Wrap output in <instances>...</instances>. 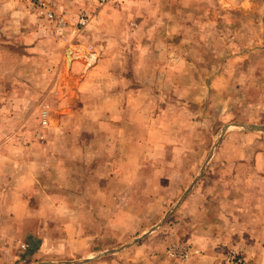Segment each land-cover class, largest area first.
<instances>
[{
    "label": "rangeland",
    "instance_id": "obj_1",
    "mask_svg": "<svg viewBox=\"0 0 264 264\" xmlns=\"http://www.w3.org/2000/svg\"><path fill=\"white\" fill-rule=\"evenodd\" d=\"M131 1L135 5L123 6L125 0H44L49 8L66 18L68 26L59 30L30 0H0V174L3 183L30 182L34 177L33 181L46 185L62 179L63 169L72 177L87 178L96 175L88 174V163L90 167L109 165L107 158L86 155L87 150L96 151L98 144L91 137L87 141L81 126H65L61 120L71 107L78 111V118L82 117L80 113L86 115L79 110L78 99L70 102L80 75L70 70L71 59L67 60L65 52L76 47L69 45L67 38L84 43L77 48L84 53L76 51L74 55L83 68L90 64L87 52L94 51L100 38L111 43L116 41L120 45L110 43L107 51L128 54V60L122 63L123 70L129 67L137 83L138 72L142 79L162 90L144 94L145 104L152 100L154 106L147 105V109L153 112L161 105L168 113L163 117H168L171 123L165 126L170 135L165 144L176 149H155L161 156L137 158L133 171L120 175L121 188L117 190L120 203L114 205L119 218L114 225L106 221L99 224L102 231L119 232V241L91 255L106 257L103 264H151L144 262L146 239L164 233L163 230L179 222L181 215L177 219V209L189 192L197 190L206 208L207 204L212 209L221 208L232 225L241 218L249 226L245 235L214 232L218 238L230 242H217L212 248L220 257L219 264H224L223 254L231 244L242 253L244 264L264 262L261 257L264 232H255L264 224V131L239 125L264 124V0H247L242 11L233 8V0L231 5L230 0ZM107 3L115 10L109 8L105 14L101 13L100 9ZM83 9L89 12V22L77 28L75 24ZM95 38L96 42H92ZM140 54L144 60H137ZM180 56L184 61L179 62L177 70H182L184 77L158 75L165 62L166 68H173L175 64L171 65V61ZM118 64L120 67L121 62ZM181 85H189L190 89L182 90ZM43 111L48 118L47 125L41 122ZM65 134L73 135L70 141L62 139ZM145 136L152 148L158 139L160 142L165 139V134L159 138L151 133ZM82 138L86 141L83 144ZM179 141L182 146L177 149ZM65 145H72L74 156L65 159L61 153V158L53 157V152L57 155ZM206 161L201 176L181 199ZM165 167L171 171H162ZM106 175L104 171L101 179ZM125 183L127 187H123ZM32 198L27 201L28 206L37 207ZM175 204L167 219L148 232ZM5 205L9 209L5 206L3 216H8L9 221L3 224H9L15 231L14 215L19 206L14 201ZM24 222L29 226L38 223L32 219ZM145 232L148 233L123 249L101 254ZM197 234L196 238L203 241L197 245L204 248L208 233ZM178 241L195 244L189 239L167 242ZM240 242H245V247ZM63 262L60 264H76Z\"/></svg>",
    "mask_w": 264,
    "mask_h": 264
},
{
    "label": "crops",
    "instance_id": "obj_2",
    "mask_svg": "<svg viewBox=\"0 0 264 264\" xmlns=\"http://www.w3.org/2000/svg\"><path fill=\"white\" fill-rule=\"evenodd\" d=\"M245 1L247 0H233L232 6L242 11ZM131 2V0H125L123 6L125 4L128 6L135 5H131ZM111 5V3L104 5L100 9L101 13L105 14L109 8L115 10ZM129 10L131 9L129 8L128 12ZM117 11L120 10L117 9ZM91 26L92 24L88 25V27ZM100 39L98 42H96V38L92 41L96 42L95 49L90 54L87 52V56L90 55L88 58L90 64L85 68L83 65L79 67L78 61L74 57L76 53L71 51L83 46L84 43L75 41L71 37L66 40L69 45L76 47L70 48L69 51L70 70L74 74L80 75L75 88L74 99L70 102H75L78 99L80 101L78 108L84 111L86 115L83 116L80 113L79 115L82 117L78 118V111L71 105V111L60 120L65 126H81L88 137L87 141L91 137L98 144L96 151L87 150L86 155L107 158L109 165L102 163L90 167L88 163L86 171L89 172L88 174L96 175L87 178L72 177L69 172L63 169L60 172L62 179L53 180L46 185L45 182L41 184L37 180L33 181L34 177L30 182L3 183V176L0 174V264L40 262L60 264L63 261L91 257V254L107 248L106 245L119 241V232L102 231L99 224L106 221L107 224L114 225V221L119 218V211L114 205L120 203L119 191H117L121 188L120 175L130 174L133 171V162L137 158L161 156L160 152L155 149H160V147L171 149V151L176 149V146L172 147L165 144V141L170 137L165 126L171 123L168 121V117H163L168 116V113L161 108V105L153 112L151 109H147V105L154 106L152 100L147 105L145 104L147 98H144V94L162 90L155 88L149 80L142 79L138 72L139 82L137 83L136 79L134 80L132 74L129 73V61L126 64L128 70H123L122 63L128 60V54L117 50L107 51V47L111 43L110 40ZM111 44L116 47L120 45L116 41ZM77 51L84 53L80 49ZM142 59L144 60L142 54L137 56V60L141 61ZM165 59H167L166 56ZM181 61H184L181 56L171 61V65L174 66L175 64L173 68H166L167 63L165 62L158 75L174 76L176 79L184 77V72L177 70ZM118 62H121L120 67H118ZM219 76L221 78L223 74L220 73ZM164 85L166 87L167 84ZM180 87L182 90L190 89L189 85H181ZM149 133L156 136L155 138L165 134L164 142H160L161 140L158 139L152 148L145 139V135ZM61 137L65 141H70L73 135L65 134ZM83 139L81 140L82 144L86 142ZM71 146L66 147L65 145L66 148L61 152L58 151L57 155L54 154L56 152H53V157L61 158L62 153L65 159H70L74 156L73 151H75L72 150ZM181 146L179 141L177 149ZM151 150L152 152H150ZM165 155L168 156V154ZM103 170L108 175L101 179ZM162 171L169 172L171 170L165 167ZM125 186L127 187L126 183L123 187ZM77 189L81 190L80 194L75 193L74 190ZM82 190H86L85 193ZM31 197H33L37 207L28 206L27 201ZM202 199L197 190L189 192L176 211L177 219L181 215V220L163 230L164 233L162 234L148 236L144 243V250L147 252V258L144 262L151 264H219L218 258L220 257L212 248L217 242L222 244H229L230 242L225 238H218L214 232H241L243 235L249 232L246 221L240 218L232 225L225 219L221 208L212 209L209 204L206 208L201 202ZM9 201H14L19 206L14 216L17 221L16 230L19 229L20 232L14 231L9 224H3L4 221H9L8 216H3L6 212L4 210L5 204ZM207 201L209 203L210 198ZM13 209L14 206L10 210L13 211ZM210 213L212 215H209ZM197 215H206V217L198 218ZM27 219H32L39 225L37 223V225L32 226L30 223L29 226L24 222ZM198 232L208 233L204 248L197 245L203 242L196 238ZM255 232H264V224ZM179 239L193 241L195 243L193 246L200 249V254L185 261L167 257L165 254L167 241ZM21 243H26L28 248L22 249ZM240 244L245 247V242L243 244L240 242ZM226 247H236V245L231 244ZM100 257H93L87 262L78 264H103L104 259L107 258ZM261 257L264 259V252ZM224 264L226 263L224 262ZM258 264H264V262L259 261Z\"/></svg>",
    "mask_w": 264,
    "mask_h": 264
},
{
    "label": "built area",
    "instance_id": "obj_3",
    "mask_svg": "<svg viewBox=\"0 0 264 264\" xmlns=\"http://www.w3.org/2000/svg\"><path fill=\"white\" fill-rule=\"evenodd\" d=\"M30 2L38 5L37 7L42 10L46 18L54 21L59 30H63L68 26L67 20L61 14H57L53 9L49 8L44 0H30ZM88 14L86 9L79 12V17L75 26L77 28L84 27L88 21ZM41 122L44 125L48 124V118L46 112H42ZM20 247L24 250L28 248L26 243H21ZM200 249L193 246L189 242H170L165 247V254L170 259L185 261L189 258L200 254ZM223 260L226 264H244L245 260L240 251L235 247L228 248L223 254ZM25 261V260H23Z\"/></svg>",
    "mask_w": 264,
    "mask_h": 264
},
{
    "label": "water",
    "instance_id": "obj_4",
    "mask_svg": "<svg viewBox=\"0 0 264 264\" xmlns=\"http://www.w3.org/2000/svg\"><path fill=\"white\" fill-rule=\"evenodd\" d=\"M68 50H69V48L66 50V56H67V60H70V59H69V53H68ZM239 125L243 126V127L246 128V129H252V130H260V131H264V124H248V125H247V124H239ZM227 127H228V125H226V126L222 129V132L220 133V136H222V134L225 132V130L227 129ZM210 156H211V154L208 156V159H209ZM208 159H207V161H208ZM207 161L205 162V164H204L203 167L201 168V170H200L199 174L197 175V177L194 178V180L192 181V183L190 184V186L185 190V192H184V194H183V196H182L181 199H183V198L187 195L189 189L192 188V186L196 183V181L198 180V178L201 176V174H202V172H203V169H204L205 166H206ZM181 199H180V200H181ZM178 203H179V202H178ZM178 203H177V204H178ZM177 204H175V205L169 210V212L163 217V219L161 220V222H159V223L156 224L154 227H152L150 230H148V232L153 231V230L156 229L159 225H161V224L167 219V217L169 216L170 212L173 211L174 208H176ZM148 232H145L144 234H142V235H140V236H137V237L134 238L133 240L128 241L127 243L121 245L120 247H118V248H116V249H111L110 251L103 252V253H101V254H107V253H110V252L119 251V250L123 249L124 247H126V246H128V245H130V244H132V243H134V242H136V241H138L140 238H142V237H143L144 235H146ZM93 257H94V256H91V257L85 258V259H83V260L67 261V262H63V263H76V264H77V263L87 262V261H89L90 259H92ZM52 263H53V262H40V263H33V264H52ZM57 263H60V262H57Z\"/></svg>",
    "mask_w": 264,
    "mask_h": 264
},
{
    "label": "bare ground",
    "instance_id": "obj_5",
    "mask_svg": "<svg viewBox=\"0 0 264 264\" xmlns=\"http://www.w3.org/2000/svg\"><path fill=\"white\" fill-rule=\"evenodd\" d=\"M69 51H70V49H69ZM69 51H68V53H69ZM71 51H73V52L76 53L77 49H75V50H71ZM69 58H70V53H69Z\"/></svg>",
    "mask_w": 264,
    "mask_h": 264
}]
</instances>
